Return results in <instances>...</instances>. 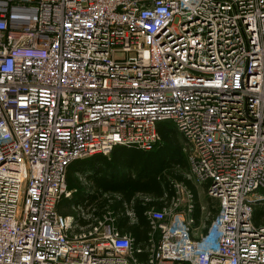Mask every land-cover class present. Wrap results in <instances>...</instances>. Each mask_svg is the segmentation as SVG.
<instances>
[{"label": "built area", "instance_id": "obj_1", "mask_svg": "<svg viewBox=\"0 0 264 264\" xmlns=\"http://www.w3.org/2000/svg\"><path fill=\"white\" fill-rule=\"evenodd\" d=\"M161 123L215 215L186 185L146 211L141 242L111 208L59 211L73 161L151 150ZM257 202L264 0H0V264H264Z\"/></svg>", "mask_w": 264, "mask_h": 264}, {"label": "trees", "instance_id": "obj_2", "mask_svg": "<svg viewBox=\"0 0 264 264\" xmlns=\"http://www.w3.org/2000/svg\"><path fill=\"white\" fill-rule=\"evenodd\" d=\"M159 132L161 140L151 150L135 145H119L110 154H98L75 160L69 166L68 185L75 190L74 195H82L87 186H92L96 192L93 194V199L97 200L100 214L101 209L103 211L106 206L112 207L114 211L120 208L124 211L125 207L122 202L130 203L134 200L138 222L131 223L128 216L123 215L120 217V226L135 236V242L149 238L151 226L146 211L152 206L163 208L171 203L176 195L175 182L170 175L191 189L196 197V203L200 204L196 185L175 168L176 165H186L182 154V144L179 140V138H184L173 125L168 123H161ZM168 157L171 161L167 160ZM89 167L93 168L89 172L95 170V173L88 175L89 183L84 184L74 176V172L86 170ZM115 194L122 195L123 200L113 207L110 200L115 198ZM143 196H148L151 200L139 198ZM63 200L67 201V198ZM218 203L215 202V204ZM199 210L195 213L197 219ZM217 212L218 207H213V215ZM253 220L256 224L264 223V207L255 205Z\"/></svg>", "mask_w": 264, "mask_h": 264}, {"label": "crops", "instance_id": "obj_3", "mask_svg": "<svg viewBox=\"0 0 264 264\" xmlns=\"http://www.w3.org/2000/svg\"><path fill=\"white\" fill-rule=\"evenodd\" d=\"M90 169H93L92 167H89V168H87L86 170H77V171H75L74 172V176L75 177H77V178H79L81 181H82V183H84V184H87V183H89V176L90 175H92V174H94L95 173V170L94 171H90L89 172V170ZM89 175V176H88ZM68 176H69V169H68ZM200 184V183H199ZM202 185V184H201ZM191 190V189H190ZM192 191V190H191ZM197 191H198V189H197ZM96 192H95V190H94V188L92 187V186H87L86 188H85V190L83 191V194L82 195H74L73 194V196H72V198H67V201H64L63 199L59 202V204H58V209H59V211L60 212H62V213H65V214H67V213H70L71 212V207H72V205H74V204H81V203H84L85 201H88V202H97V200L96 199H93L94 197V195L93 194H95ZM92 194V195H91ZM105 194V196H108V194H106V193H104ZM208 194V193H207ZM117 195V196H116ZM209 195V194H208ZM210 196V195H209ZM198 197H199V192H198ZM141 199L143 198V200H145V197L143 196V197H140ZM196 197H194V199H195ZM121 200H123V197H122V195H119V194H115V198L112 200H110V202L112 203V205H113V207H116V205L119 203V201H121ZM199 200H200V197H199ZM196 201V200H195ZM204 203H205V201H203ZM216 202H218V200L216 201ZM123 203V207H125V209H124V211H122V208H120L119 210H116L115 212L117 213V216H118V218H117V223H118V225H119V228L121 229V231L122 232H124V233H127V234H130L134 239H135V236L131 233V232H129V231H127L126 229H124L123 227H121L120 226V217L121 216H123V215H126V216H128V218H129V222H131V223H137L138 222V215H137V212H136V209H135V207H134V200H132L130 203L129 202H127V201H123L122 202ZM202 202H201V200H200V204H198L199 205V207L200 206H203L205 209H203V211L206 213H208V212H210L212 215H213V207H218V204H215V202H214V204L213 205H209L208 203H205V204H207L208 206H205V204H201ZM95 206H96V213H98V214H100L99 213V210H98V206H97V203L95 204ZM111 208L113 211H114V209L112 208V207H109V206H106L105 207V209L106 208ZM155 207V206H154ZM100 209V208H99ZM104 209V210H105ZM104 210L102 211V209H101V212L103 213L104 212ZM127 210H133L134 212H135V217H131L128 213H127ZM200 211V210H199ZM101 213V214H102ZM203 216V214H202V212H199V216H198V218L200 219V217H202ZM142 241H144V240H142ZM139 242H141V241H139Z\"/></svg>", "mask_w": 264, "mask_h": 264}, {"label": "rangeland", "instance_id": "obj_4", "mask_svg": "<svg viewBox=\"0 0 264 264\" xmlns=\"http://www.w3.org/2000/svg\"><path fill=\"white\" fill-rule=\"evenodd\" d=\"M179 140L181 141V144H182V154H183V157L186 161V165L185 166H181V165H176V169L179 173L183 174L184 176L190 178L193 183L196 185L197 189H198V192H199V197H200V200H201V204H205V203H208L209 205H213L214 202H216L218 199L217 198H214L212 196H209L207 193H208V186L204 185V184H199L194 178H192L190 176V162H189V156H188V152L186 151L185 147H186V141L182 138H179ZM168 161H171V158L168 157L167 158ZM171 179L175 182V187H176V190L178 191H181V204H184L187 202V195H186V192H185V184H182L181 181H177L176 178H174L172 175H170ZM176 184H178L176 186ZM185 193H182L183 191ZM251 197H256V195L252 194ZM140 198V197H139ZM205 201V203L203 202ZM219 202V200H218ZM257 205H261L262 207H264V202H257ZM205 206H208L207 204H205Z\"/></svg>", "mask_w": 264, "mask_h": 264}]
</instances>
